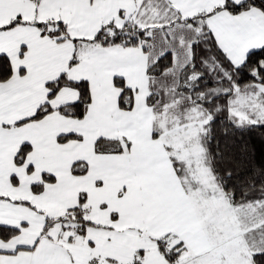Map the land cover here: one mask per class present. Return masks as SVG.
I'll return each mask as SVG.
<instances>
[{
  "label": "snow or ice",
  "instance_id": "1",
  "mask_svg": "<svg viewBox=\"0 0 264 264\" xmlns=\"http://www.w3.org/2000/svg\"><path fill=\"white\" fill-rule=\"evenodd\" d=\"M0 264H264V0H0Z\"/></svg>",
  "mask_w": 264,
  "mask_h": 264
}]
</instances>
